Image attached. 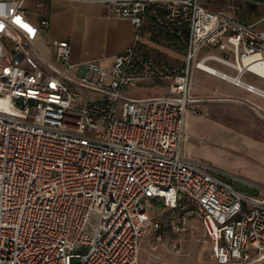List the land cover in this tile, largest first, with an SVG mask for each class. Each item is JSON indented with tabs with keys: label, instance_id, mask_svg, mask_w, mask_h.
<instances>
[{
	"label": "built area",
	"instance_id": "2783aa9c",
	"mask_svg": "<svg viewBox=\"0 0 264 264\" xmlns=\"http://www.w3.org/2000/svg\"><path fill=\"white\" fill-rule=\"evenodd\" d=\"M27 1L0 0V264H138L162 211L171 230L198 221L214 264H256L264 191L237 190L182 146L199 104L234 101L195 95L192 70L264 98L244 80H264V17L244 21L204 0H69L100 3L134 29L109 64H75L68 40L43 41L49 19L37 13L33 24ZM148 24L182 44L180 64L141 47ZM135 86L164 92L133 96ZM239 103L264 121V107Z\"/></svg>",
	"mask_w": 264,
	"mask_h": 264
},
{
	"label": "rangeland",
	"instance_id": "374dc122",
	"mask_svg": "<svg viewBox=\"0 0 264 264\" xmlns=\"http://www.w3.org/2000/svg\"><path fill=\"white\" fill-rule=\"evenodd\" d=\"M206 6L248 22L264 17V0H207ZM150 37L149 44L143 45L146 52L181 63L183 48L180 42L156 32L154 28ZM151 42L171 49L174 57L152 53L151 49L155 47ZM201 73L195 70L191 73V81L196 84L195 95L209 97L215 90L216 97L229 96L234 101L204 102L197 106L194 114L187 116V138L182 146V155L206 164L230 181L237 190L259 194L264 191V121L247 104H240L239 101L248 100L255 104L254 101H257L264 107V99L256 98L221 79L209 82L199 75ZM244 80L264 87V80L258 77L246 74ZM163 92L158 87L143 89L135 86L129 90L131 95L136 96ZM161 211V208L155 210L156 213ZM169 220L168 213L162 211L160 230L148 228L143 233L138 264H214L209 258L208 246L198 221L191 220L187 228L181 231L171 230Z\"/></svg>",
	"mask_w": 264,
	"mask_h": 264
},
{
	"label": "crops",
	"instance_id": "0c3cea01",
	"mask_svg": "<svg viewBox=\"0 0 264 264\" xmlns=\"http://www.w3.org/2000/svg\"><path fill=\"white\" fill-rule=\"evenodd\" d=\"M35 1L39 2V7H35ZM206 1H203L204 6H206ZM27 6L30 10V21L33 24L37 22V13L45 15L49 19L48 29L40 34L45 43L52 39L69 41L70 61L75 64L95 59L102 60L104 64H109L112 56L124 51L133 41L134 29L131 24L125 19L108 15L106 7L97 2L29 0ZM3 10L5 13L6 8ZM151 34H153V28L151 24H148L142 33V43L149 44L152 38L150 37ZM151 43L155 47L151 49L152 53L174 57L171 49L154 42ZM141 47L146 48L143 45ZM48 57L52 56L48 55ZM199 75L209 82L220 81L219 78L205 73ZM153 87L156 86L149 88ZM260 88L264 89V87ZM254 97L258 98L259 96L254 95ZM254 102L260 106L257 101ZM188 121L189 117L186 118V123Z\"/></svg>",
	"mask_w": 264,
	"mask_h": 264
},
{
	"label": "bare ground",
	"instance_id": "6f19581e",
	"mask_svg": "<svg viewBox=\"0 0 264 264\" xmlns=\"http://www.w3.org/2000/svg\"><path fill=\"white\" fill-rule=\"evenodd\" d=\"M9 7V4L6 3V4H0V10L3 11V9ZM206 70H208L209 72H213V68L204 64L202 65ZM256 264H264V256H262V258L256 263Z\"/></svg>",
	"mask_w": 264,
	"mask_h": 264
}]
</instances>
